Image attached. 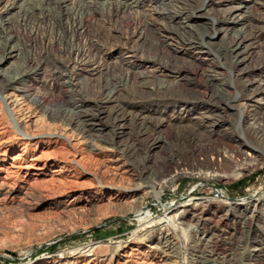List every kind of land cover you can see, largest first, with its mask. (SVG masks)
Here are the masks:
<instances>
[{
	"label": "bare ground",
	"instance_id": "bare-ground-1",
	"mask_svg": "<svg viewBox=\"0 0 264 264\" xmlns=\"http://www.w3.org/2000/svg\"><path fill=\"white\" fill-rule=\"evenodd\" d=\"M227 1L0 0V102L18 130L8 132L0 121L1 200L13 199L14 180H19L20 199L29 197L40 181L41 196L56 195L60 205L64 199L63 204L73 208L87 195L94 202L104 199L107 211L123 207L120 216L133 212L150 224L149 212L142 210L143 196L160 198L175 177L230 181L263 165L264 107L233 116L238 127L241 118L251 116L250 140L233 132L213 137L231 115L228 108L236 107L234 101L264 90V0H233L227 7H213ZM21 32L28 34L26 40ZM218 33L220 40L215 41ZM255 47L258 58L251 61ZM110 52L117 53L120 70L104 67ZM39 71L45 72L43 80L51 92L60 96L50 106H42L40 95L28 93ZM84 71L99 74L88 80L93 89L89 97L77 89ZM39 112L53 126L44 129L49 138L42 144L58 139L68 146L58 159L52 149H29L42 126L38 118L35 127L31 125ZM173 119L178 121L177 133L184 126L193 131L209 128L200 138H190L192 146L180 143L167 158L161 148L171 150L168 138L173 131L164 135L162 130ZM125 127L127 141L118 145L116 138ZM15 143L23 147L8 157ZM83 143L111 169L105 181L91 179L85 156L76 148ZM161 157V166L170 161L173 167L168 178L157 181L151 169ZM253 198V205L264 209V197ZM209 204L190 199L156 217V225L133 235L129 246L110 242L107 254L98 255L99 244L88 243L70 249L67 258H44L35 264H178L175 230L183 232L186 225H193L194 233L210 234L200 242L208 254H190L189 264H264V231L253 228V222H264V217L256 209L251 212L248 203H234L224 215ZM249 244L263 249L248 253Z\"/></svg>",
	"mask_w": 264,
	"mask_h": 264
},
{
	"label": "rangeland",
	"instance_id": "rangeland-1",
	"mask_svg": "<svg viewBox=\"0 0 264 264\" xmlns=\"http://www.w3.org/2000/svg\"><path fill=\"white\" fill-rule=\"evenodd\" d=\"M232 1L233 0H229L218 5L214 4L213 7L216 9L224 8L229 6ZM5 2L6 1H3V4ZM21 35L25 40L28 38V34L25 32H21ZM220 37L221 33H218V35L215 36V41H219ZM34 44L39 46L38 42ZM258 51V47L252 49L251 61L258 58ZM181 60L182 58L179 57L178 62ZM105 62L107 63L105 64ZM105 62L104 67H109L114 70H120L121 68V63L118 61L116 52H110ZM224 71L227 72L225 69ZM88 75L89 77L87 78ZM98 75V73L86 71L81 74L79 77V79H81H78L79 86L77 89L81 91L80 94L83 97L91 96L93 89L89 81L96 79ZM44 78H46L45 72L39 71L36 75V80L31 82V88L28 93L31 95H40L42 106H50L58 101L60 96L56 92H51L49 86L44 83ZM194 80L197 81L198 84H201V77L199 75H196ZM62 99L63 97H61V100ZM234 102L236 107L228 108L227 110V114L231 113V115H226L222 125L218 129H215V134L213 135L215 139L221 137L225 132H233L241 136L244 140H250L251 136L249 130L251 128L250 125L253 124L251 116L247 120L241 118L239 127L234 121L238 112L249 115L254 107H264V90L255 93L249 99L239 98ZM34 118H38L37 123L39 122L42 126H39V133L36 132L37 136L30 141L29 149H34L36 145L39 150L52 149V151L57 153L56 157L58 159L60 157L59 152L61 151V155H63L65 151L68 150V146L63 144L65 141H59L58 139L49 146L42 144L45 139L49 138L42 134L47 131L44 129L50 126L51 129L53 126L51 124L48 126L46 118L41 116V112H39L32 118L31 125H33V127H35L34 124H37L34 123L36 122ZM0 121L8 132L14 130L18 132L13 122L10 120L8 111L1 102ZM177 123L178 121L173 119L171 121L172 126L169 124L164 127L166 130L164 128L162 130L164 135H168V133L173 131L168 138L171 150L166 147L163 151L161 148L162 155H166L167 158L170 157V154L174 153L176 147H180V143L192 146L193 141H190V138H200L201 132L209 128L202 126L199 130L193 131L190 127L184 126L182 130L177 133L174 132ZM123 130L124 132L120 133L116 138L118 145H122L127 141V132H129V128L125 127ZM167 130L170 131L168 132ZM199 145H196L197 150L200 148ZM163 146L165 147L164 142ZM219 146L222 147L221 144H219ZM21 147H23V144L15 143L13 145V150H9L8 157L18 152ZM76 148L85 156L86 162L84 166L91 174V179L93 181L97 179L105 181L104 178L110 176L111 169L106 168V162L102 160L100 155H96L94 151L91 152L84 143L76 146ZM162 157L160 160L156 159V161L152 163V165H155V170L153 171V169H151V175L155 177L157 181H160L162 177L164 179L168 178L166 174H170L173 167L170 161H165L163 166H161ZM59 164L60 162H57L55 165L49 166L47 170L57 167ZM229 171V168L224 170L227 174ZM28 177V180L33 181V178H31L32 176H27V178ZM19 187V180H14L12 188L10 189V193L14 195L12 200H1L3 192L0 193V264H35L41 262L44 258L53 257H61V259H64L71 255L73 248L88 243L99 244L100 248L98 247L99 250L97 249L98 255L100 253V255L107 254V244L110 242L118 241L128 244L129 246L132 242L131 238L133 235H141L147 230L148 226H154V219L156 220V217L162 213L176 209L180 205L189 202L190 199L191 201L197 199L209 200L210 209L217 210V215L226 214L229 207L231 208L234 203H248V206H251V212L253 209H256L255 213L261 218L264 217V209H262L261 205H253L254 195L259 194L264 197V164L258 166L246 176L236 177L230 181H224L217 177H175L172 182H167V187L159 194L160 198L154 196L153 193H148L143 196V202L141 204L142 210L149 212V217L152 218L149 220L150 222L152 221L150 224L148 221H139L136 214H133V212H128L125 216H120L118 210L120 208L124 209L123 207H115L109 211L105 210L103 206L105 203L104 199L94 202V200L92 201L87 195H83V198L71 208L63 204L64 199H61V205L58 204V196L56 195L41 196L42 193L44 194V191L40 189V181L34 185L35 189H33L31 195L23 199H20L22 194L19 193ZM193 228V225H186L183 232L175 230L180 244L176 259L178 264H189V256L195 252H197L198 255L201 253L208 254L207 246H200V242L203 238H208L210 234H203L202 231L194 233ZM253 228L259 229L261 232L264 231V222L258 220L254 221ZM261 249L263 248L260 245L249 244L246 251L248 253H257ZM103 251L106 253H103Z\"/></svg>",
	"mask_w": 264,
	"mask_h": 264
}]
</instances>
